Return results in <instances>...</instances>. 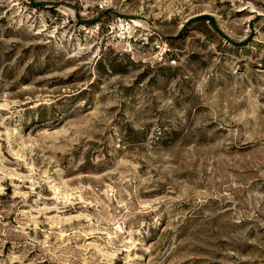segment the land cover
Listing matches in <instances>:
<instances>
[{
	"label": "rangeland",
	"instance_id": "374dc122",
	"mask_svg": "<svg viewBox=\"0 0 264 264\" xmlns=\"http://www.w3.org/2000/svg\"><path fill=\"white\" fill-rule=\"evenodd\" d=\"M0 264H264V0H0Z\"/></svg>",
	"mask_w": 264,
	"mask_h": 264
}]
</instances>
